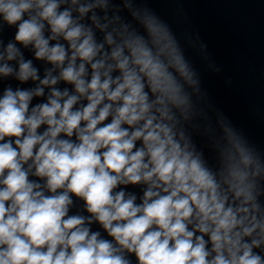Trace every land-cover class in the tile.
I'll return each instance as SVG.
<instances>
[{"label": "clouds", "instance_id": "1", "mask_svg": "<svg viewBox=\"0 0 264 264\" xmlns=\"http://www.w3.org/2000/svg\"><path fill=\"white\" fill-rule=\"evenodd\" d=\"M108 8L0 0V82L34 84L0 95V264H264L259 160L226 131L209 167L174 35Z\"/></svg>", "mask_w": 264, "mask_h": 264}, {"label": "water", "instance_id": "2", "mask_svg": "<svg viewBox=\"0 0 264 264\" xmlns=\"http://www.w3.org/2000/svg\"><path fill=\"white\" fill-rule=\"evenodd\" d=\"M108 3L110 18L118 15L122 22L143 31L133 13L151 14L174 35L197 81L195 85H185L191 95L193 115L182 123L209 167H218V149L225 143V132L230 131L264 169V0H108ZM97 14L104 15L100 10ZM14 33V28H4L5 44L14 39ZM97 35L102 39L101 34ZM22 51L26 59H33L31 49ZM33 63L42 78L44 69L50 66L42 61ZM8 86L15 90L34 84L31 81L20 84L9 77L0 82V95ZM259 199L264 204V195ZM82 204L77 201L71 212L80 211ZM93 230L101 229L94 224Z\"/></svg>", "mask_w": 264, "mask_h": 264}]
</instances>
